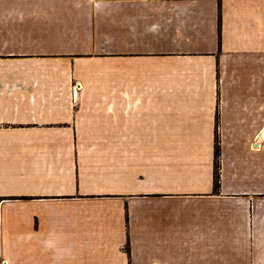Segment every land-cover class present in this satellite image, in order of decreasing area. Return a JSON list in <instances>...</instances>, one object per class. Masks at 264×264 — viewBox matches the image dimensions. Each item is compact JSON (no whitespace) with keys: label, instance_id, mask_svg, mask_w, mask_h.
<instances>
[{"label":"crops","instance_id":"obj_1","mask_svg":"<svg viewBox=\"0 0 264 264\" xmlns=\"http://www.w3.org/2000/svg\"><path fill=\"white\" fill-rule=\"evenodd\" d=\"M0 264H264V0H0Z\"/></svg>","mask_w":264,"mask_h":264},{"label":"rangeland","instance_id":"obj_2","mask_svg":"<svg viewBox=\"0 0 264 264\" xmlns=\"http://www.w3.org/2000/svg\"><path fill=\"white\" fill-rule=\"evenodd\" d=\"M23 15L21 12V17ZM56 44L63 45V47L66 46L68 49L53 50L54 52H70L71 49L69 47H77L79 45L74 42H58ZM35 57L37 63L34 65L35 71L33 75H25L23 72L20 74V98H60L74 101L78 98L107 97V91H102L98 88V84L106 82V78H99L96 73L97 68L101 66L99 63L101 60L85 54H79V52L63 55L57 59L50 58L53 62L50 73L43 75L44 66L41 64L43 58H39L41 56ZM45 69L48 70V67L46 66Z\"/></svg>","mask_w":264,"mask_h":264},{"label":"trees","instance_id":"obj_3","mask_svg":"<svg viewBox=\"0 0 264 264\" xmlns=\"http://www.w3.org/2000/svg\"><path fill=\"white\" fill-rule=\"evenodd\" d=\"M220 149H219V145H218V140H215V152H214V189L217 191L219 189L220 183V175H219V171H220ZM126 252L129 254V243L127 242L126 244Z\"/></svg>","mask_w":264,"mask_h":264},{"label":"built area","instance_id":"obj_4","mask_svg":"<svg viewBox=\"0 0 264 264\" xmlns=\"http://www.w3.org/2000/svg\"><path fill=\"white\" fill-rule=\"evenodd\" d=\"M166 1H175V0H166Z\"/></svg>","mask_w":264,"mask_h":264}]
</instances>
